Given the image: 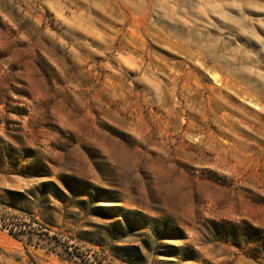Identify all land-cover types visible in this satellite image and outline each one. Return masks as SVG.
I'll return each mask as SVG.
<instances>
[{
  "label": "rangeland",
  "instance_id": "1",
  "mask_svg": "<svg viewBox=\"0 0 264 264\" xmlns=\"http://www.w3.org/2000/svg\"><path fill=\"white\" fill-rule=\"evenodd\" d=\"M0 264H264V0H0Z\"/></svg>",
  "mask_w": 264,
  "mask_h": 264
}]
</instances>
